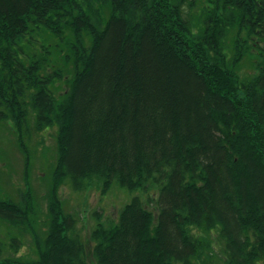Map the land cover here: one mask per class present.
Here are the masks:
<instances>
[{
	"label": "trees",
	"instance_id": "obj_1",
	"mask_svg": "<svg viewBox=\"0 0 264 264\" xmlns=\"http://www.w3.org/2000/svg\"><path fill=\"white\" fill-rule=\"evenodd\" d=\"M31 117L54 131L51 221L0 264H264V0H0V126ZM93 183L153 209L82 242L59 195ZM20 200L0 220L24 230Z\"/></svg>",
	"mask_w": 264,
	"mask_h": 264
},
{
	"label": "rangeland",
	"instance_id": "obj_2",
	"mask_svg": "<svg viewBox=\"0 0 264 264\" xmlns=\"http://www.w3.org/2000/svg\"><path fill=\"white\" fill-rule=\"evenodd\" d=\"M245 65L251 67V64ZM28 122V126L24 125L18 132L14 130V124L0 126V197L19 204L21 194L28 188L34 205L31 228H15L5 220H0V260L9 257H18L23 261L35 259V240L46 238L51 221L50 184L46 178H50L57 160L54 131L39 134L35 130L34 118L31 117ZM21 142L27 148L29 158L20 146ZM135 196H141L147 206L153 209L151 199L156 194L151 187L148 193L138 195L119 186L104 192L102 187L93 183L84 190L75 191L71 185L66 184L59 198L63 212L68 217L69 235L87 242L99 223L106 227L115 224L120 211ZM14 238L21 239L20 248H11ZM24 254L25 257L22 256Z\"/></svg>",
	"mask_w": 264,
	"mask_h": 264
}]
</instances>
